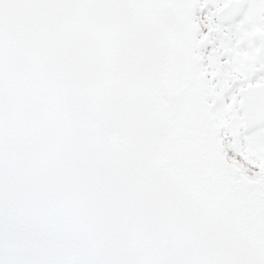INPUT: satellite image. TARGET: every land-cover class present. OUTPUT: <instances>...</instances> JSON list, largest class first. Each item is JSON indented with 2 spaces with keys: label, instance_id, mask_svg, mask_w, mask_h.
Masks as SVG:
<instances>
[{
  "label": "snow or ice",
  "instance_id": "6c2138e0",
  "mask_svg": "<svg viewBox=\"0 0 264 264\" xmlns=\"http://www.w3.org/2000/svg\"><path fill=\"white\" fill-rule=\"evenodd\" d=\"M0 264H264V0H0Z\"/></svg>",
  "mask_w": 264,
  "mask_h": 264
}]
</instances>
